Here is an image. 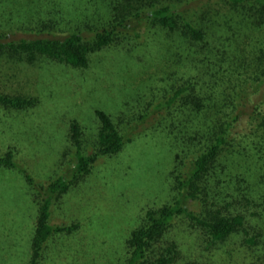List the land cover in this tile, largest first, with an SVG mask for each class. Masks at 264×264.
<instances>
[{
    "label": "trees",
    "instance_id": "obj_1",
    "mask_svg": "<svg viewBox=\"0 0 264 264\" xmlns=\"http://www.w3.org/2000/svg\"><path fill=\"white\" fill-rule=\"evenodd\" d=\"M193 1L119 0L111 6L106 24L66 34L57 33L46 22L12 29L0 20V58L16 62L44 59L87 70L95 54L139 45L144 27L204 50L200 64L206 71L201 76L166 90L163 103L158 104L152 93L149 103H154L148 110L129 117L130 126L136 128L156 111L165 112L158 122L174 136L175 166L170 177L175 196L168 204L144 210L142 222L125 244L121 264H264V157L259 160L255 186L245 187L250 180L242 177L236 160L245 147L235 138V129L248 115L253 133H263L258 135L256 150L260 153L264 146V99L252 105L247 92L252 85L264 86V0H228L229 14L223 23L230 30L245 31L233 46L214 55L206 41L208 30L183 10ZM23 6L24 11L25 2ZM218 60L224 73L216 78L210 72ZM206 62L212 65L211 71ZM40 104L35 97L0 93L3 114L29 113ZM95 118L98 131L92 143L78 121L70 122L59 162L63 171L46 185L35 182L13 148L0 154V169L23 173L37 211L26 264H44L51 240L80 231V222L53 225L54 208L95 175L100 160L119 156L131 142L129 132L108 113L96 110ZM194 204L199 211L192 209ZM233 238L240 243L226 251L224 245ZM213 256L221 257L214 262Z\"/></svg>",
    "mask_w": 264,
    "mask_h": 264
},
{
    "label": "rangeland",
    "instance_id": "obj_2",
    "mask_svg": "<svg viewBox=\"0 0 264 264\" xmlns=\"http://www.w3.org/2000/svg\"><path fill=\"white\" fill-rule=\"evenodd\" d=\"M117 1L0 0V20L12 29L34 28L46 22L57 33L66 34L88 25L106 24L111 6ZM24 2L27 7L23 11ZM228 7V0H195L183 8L191 20L199 21L208 30L206 41L212 47V55L233 46L245 31L225 26ZM154 31L144 27L139 45L95 54L87 70L44 59L27 63L0 58V93L41 101L29 113L0 111V154L13 148L36 183L46 185L62 173L60 156L67 146L72 120L81 124L88 143H92L98 131L96 110L108 113L131 135L123 153L100 160L95 175L73 189L60 207L54 208L53 225L80 222L82 227L75 236L51 240L44 264H121L125 244L132 230L142 222L144 210L174 199L170 177L175 166L171 145L174 136L158 122L165 112L156 111L136 128L130 126L129 117H138L148 110L154 103V100L149 103L152 93L155 92L158 104L163 103L166 90L201 76L206 71L200 64L204 50L194 43ZM155 38L159 41L154 43ZM206 63L211 71L212 65ZM223 73L218 60L210 74L217 78ZM200 84H204L202 79ZM247 92L252 105L264 99V86L252 85ZM155 107L154 104L151 109ZM253 131L248 115L235 129L236 140H241L245 147L236 159L242 177L250 180L245 187L255 186L259 160L264 157V146L260 153L256 150L258 135L261 137L263 133ZM22 174L0 169V264H26L31 255L37 211ZM192 209L199 211L197 204ZM238 243L239 239L233 238L224 249L228 251ZM220 257L213 256L211 261Z\"/></svg>",
    "mask_w": 264,
    "mask_h": 264
}]
</instances>
